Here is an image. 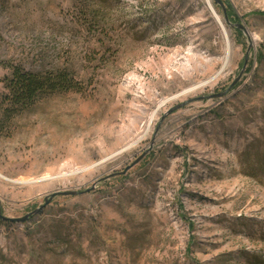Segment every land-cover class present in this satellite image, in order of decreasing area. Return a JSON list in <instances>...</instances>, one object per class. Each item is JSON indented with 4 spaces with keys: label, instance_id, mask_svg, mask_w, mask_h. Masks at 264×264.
<instances>
[{
    "label": "rangeland",
    "instance_id": "obj_1",
    "mask_svg": "<svg viewBox=\"0 0 264 264\" xmlns=\"http://www.w3.org/2000/svg\"><path fill=\"white\" fill-rule=\"evenodd\" d=\"M219 1L0 0V91L81 84L0 138V264H264V0Z\"/></svg>",
    "mask_w": 264,
    "mask_h": 264
},
{
    "label": "trees",
    "instance_id": "obj_2",
    "mask_svg": "<svg viewBox=\"0 0 264 264\" xmlns=\"http://www.w3.org/2000/svg\"><path fill=\"white\" fill-rule=\"evenodd\" d=\"M91 13L94 17L99 14V10L97 13L91 10ZM9 66L11 72L3 78L4 91H0V138L10 136L12 120L41 98L59 92L81 90L80 81L68 68L32 71L18 64ZM258 159L264 167V153H259Z\"/></svg>",
    "mask_w": 264,
    "mask_h": 264
},
{
    "label": "bare ground",
    "instance_id": "obj_3",
    "mask_svg": "<svg viewBox=\"0 0 264 264\" xmlns=\"http://www.w3.org/2000/svg\"><path fill=\"white\" fill-rule=\"evenodd\" d=\"M210 6V5H209ZM216 16V13L214 14ZM218 26L222 29V35H223V40L225 43V55H224V62L223 63H228L229 62V55L231 53V48H232V43H231V38H230V32L228 30V28L225 27L221 17L219 15H217L215 17ZM209 60V59H208ZM188 63V62H187ZM163 102V101H160ZM155 116V112L153 111L147 119V126L151 123V119H153ZM122 150L118 151L117 154H119ZM117 156V155H116ZM112 157H115V155H113ZM112 157L107 158L106 160H102L101 163H98V165H95L94 168H101L102 165H105L107 162H109L110 159H112ZM72 172H75L74 169L72 170H65L62 169L60 172H58L55 176H43V180H48V181H52V180H56L58 178H66L68 176H70L72 174Z\"/></svg>",
    "mask_w": 264,
    "mask_h": 264
},
{
    "label": "water",
    "instance_id": "obj_4",
    "mask_svg": "<svg viewBox=\"0 0 264 264\" xmlns=\"http://www.w3.org/2000/svg\"><path fill=\"white\" fill-rule=\"evenodd\" d=\"M216 1L220 2L219 0H216ZM225 20L228 22L226 15H225ZM224 93L225 92H221L220 94L222 95ZM220 94H219V96H220ZM116 155L117 154H115V156ZM61 193H63L64 195H73V194H77V193L80 194V193H82V191H74L73 190V191H64V192H61ZM40 209L41 208L33 210V211L29 212L26 216H23V217H14V218L3 217V218L6 219L7 221H10V222H14V221L24 222V221H27L29 219L30 215L37 213Z\"/></svg>",
    "mask_w": 264,
    "mask_h": 264
}]
</instances>
